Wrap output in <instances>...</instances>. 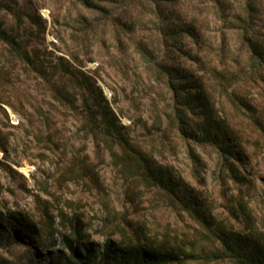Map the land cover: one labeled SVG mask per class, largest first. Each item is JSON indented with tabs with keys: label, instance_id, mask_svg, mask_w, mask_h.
Here are the masks:
<instances>
[{
	"label": "rangeland",
	"instance_id": "rangeland-1",
	"mask_svg": "<svg viewBox=\"0 0 264 264\" xmlns=\"http://www.w3.org/2000/svg\"><path fill=\"white\" fill-rule=\"evenodd\" d=\"M0 22L19 48L0 40V264L69 255L77 220L99 252L139 237L179 264H238L224 239L264 240V0H0ZM199 97L244 157L239 183L200 132Z\"/></svg>",
	"mask_w": 264,
	"mask_h": 264
},
{
	"label": "trees",
	"instance_id": "trees-1",
	"mask_svg": "<svg viewBox=\"0 0 264 264\" xmlns=\"http://www.w3.org/2000/svg\"><path fill=\"white\" fill-rule=\"evenodd\" d=\"M0 40L9 45L11 49H14L17 52L19 51L16 41L12 35L3 28L1 22ZM23 56L28 60V54H24ZM203 102L204 98L199 97L198 110L201 115L204 116L201 123L203 129H201L200 132L213 145L218 147L223 159V165L229 171L232 180L239 183L242 181V178H240L235 172L236 167L234 166V162L243 163L244 157L234 150L235 148L230 144V138L224 139L220 133L218 134L219 131L215 125V121H213L211 115L207 113L209 109H206L207 107L202 105ZM196 105L197 103L195 102L188 103L189 108L192 106L193 113L196 111ZM88 108L89 111L91 110V112H95L91 106ZM94 119L99 121V124L103 128V130H101L102 135L114 138L124 151L131 152L130 150L133 145L130 140L125 137L123 127L120 124L111 121L108 118L107 113H103L100 120H98L97 117ZM187 120V118L181 116L180 122L182 128L185 130V135L188 132ZM214 130H216V132H214ZM142 163L147 164V167L150 169V176L156 182H159V185L163 189L172 193L174 196L173 199L176 202H180L189 215L196 214L197 216H202L201 212L194 209L192 199L187 197L183 189H176L171 192V190L168 189V184L171 186L172 184L163 178L162 172L160 170L156 171V168L150 166L151 164L146 160H143ZM168 178L169 177H167V179ZM241 214L248 223L251 222V215L242 206ZM47 216L51 219L50 224L47 226V230L49 231L50 229H53L54 221L52 220L53 217L49 214H47ZM29 229L32 230L33 228L29 227ZM61 242L65 248L68 249L69 255L61 253L50 257L49 264H179L183 261L176 251L164 254L157 246L150 244L148 239L142 240L139 237L135 241H130L125 247H120L119 245L117 247L115 243L108 242L105 246V250L99 252L93 243L86 240V237L83 234V225L79 220L76 221L69 236H62ZM223 242L224 250L227 251L229 256L238 264H264V240H260L256 233H248L241 237L229 236L228 239H224Z\"/></svg>",
	"mask_w": 264,
	"mask_h": 264
}]
</instances>
